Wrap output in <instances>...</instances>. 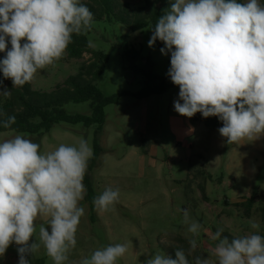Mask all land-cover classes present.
Returning a JSON list of instances; mask_svg holds the SVG:
<instances>
[{"label":"clouds","instance_id":"1","mask_svg":"<svg viewBox=\"0 0 264 264\" xmlns=\"http://www.w3.org/2000/svg\"><path fill=\"white\" fill-rule=\"evenodd\" d=\"M94 14L80 0H0V71L13 88L30 83L38 70L55 66L64 57L73 35L91 30ZM171 54L167 75L179 86L174 110L186 117L201 113L218 117V129L228 144L264 136V4L260 0H172L158 17L151 48L156 41ZM174 49V50H173ZM0 96L11 97L5 89ZM15 116L0 121L11 128ZM93 150L85 139L78 145L60 144L41 152L40 145L21 134L0 142V257L17 245L18 264H31L41 246L53 264H66L76 247V233L85 214L80 202ZM119 189L106 188L93 199L100 212L113 210ZM192 239L187 251L175 258L155 254L145 264H264V235L250 222L248 235H223L219 228L210 256L189 257L198 247L201 225L183 210ZM47 218L39 225L37 218ZM50 229V230H49ZM128 251L127 243L94 250L79 264H117ZM215 257V261L211 257Z\"/></svg>","mask_w":264,"mask_h":264},{"label":"rangeland","instance_id":"2","mask_svg":"<svg viewBox=\"0 0 264 264\" xmlns=\"http://www.w3.org/2000/svg\"><path fill=\"white\" fill-rule=\"evenodd\" d=\"M120 1L134 7L143 5L142 0ZM260 3L264 4V0ZM84 34L91 48L108 58L103 77L96 83L98 91L103 96L128 95L104 108V124L97 135L101 154L89 175L93 199L110 187L119 189V200L113 210L100 213L94 205L91 209L84 196L80 204L85 214L76 233V247L70 251L66 264H79L94 250L116 243L128 244V251L117 264H145L155 254L168 255L167 248L174 244V238L187 242L193 238L184 223V209L201 225L196 239L197 250L203 256H210L215 244L210 236L219 228L238 237L256 231L250 226L254 221L260 225L259 234L264 235V136L228 144L219 128L192 125L189 117L174 110L179 86L159 95L135 98L143 79L125 64V48L139 50L138 64L149 59L158 76H167L170 69L171 54H162L157 43L148 46L152 36L149 27L131 32L116 22L93 21L91 30ZM161 44L165 47L162 41ZM89 57L83 54L81 59L71 60L65 54L55 66L38 70L30 82L31 88L44 93L53 91L68 77L75 76ZM10 85L13 86L12 80ZM64 109L71 115L90 113L89 102L69 103ZM190 125L194 129L191 137L183 138V130ZM95 129L81 123L60 122L41 136L1 132L0 142L21 134L38 143L41 152H48L60 144L78 145L83 138L93 150ZM199 185L205 186V199ZM252 196L257 201L246 214L241 204ZM46 220L37 218L33 239H38L41 223L47 226ZM34 256L45 264H53L43 246ZM18 259L17 245L13 243L0 257V264H18Z\"/></svg>","mask_w":264,"mask_h":264},{"label":"trees","instance_id":"3","mask_svg":"<svg viewBox=\"0 0 264 264\" xmlns=\"http://www.w3.org/2000/svg\"><path fill=\"white\" fill-rule=\"evenodd\" d=\"M80 2L86 4L94 14V21L116 22L125 26L131 32H142L149 27L152 32L158 17L170 6L172 0H142L143 5L140 7H134L130 3L120 0H80ZM238 2H243V0H238ZM156 43L162 48L161 41L157 40ZM10 48L11 44L9 42L7 50H10ZM6 51L0 52V60L6 57ZM83 54H88L90 57L80 65L78 73L75 76L68 77L49 93L34 91L30 83L23 87L13 88L10 85L11 79H5L2 71H0V92L5 89L11 91V97H5L3 100V97L0 96V121L6 120L9 116L16 117V122L11 128L5 129L0 126V133L14 131L41 136L60 122L67 124L81 123L85 127L95 126L93 156L88 161V169L83 181L86 188L85 199L93 209V193L89 175L97 166L101 154V148L97 143V135L104 124V108L116 104L121 96H127L128 94L103 96L98 91L96 83L103 77L108 58L102 52L91 48L85 34H74L72 43L67 48L66 56L71 60H79ZM140 58V51L134 47L125 48L123 51V59L128 69L134 74L140 75L143 79L141 90L133 95L135 98L144 99L177 87L168 75L163 77L156 75L154 65L149 59H146L143 65L138 64ZM86 102H89V115H71L64 109V106L69 103L80 104ZM190 122L192 125L201 123L207 128H220L223 126V122L218 117L204 118L199 112L190 118ZM198 188L202 198L205 199V186L199 185ZM256 201V196H252L241 204L246 214H249L252 205ZM223 235L228 236L229 239L233 238L227 232H223ZM177 248H183L187 251L189 243L183 238H174V244L167 248L168 256L175 258ZM196 255L202 254L196 249L189 259L192 260ZM28 259L31 264H45L43 259L35 256H29Z\"/></svg>","mask_w":264,"mask_h":264},{"label":"crops","instance_id":"4","mask_svg":"<svg viewBox=\"0 0 264 264\" xmlns=\"http://www.w3.org/2000/svg\"><path fill=\"white\" fill-rule=\"evenodd\" d=\"M193 131H194V129H193L192 125L186 126V128L183 130V138L191 137Z\"/></svg>","mask_w":264,"mask_h":264}]
</instances>
